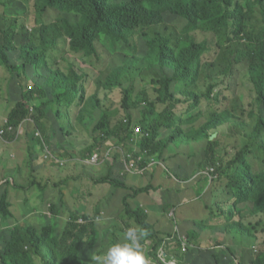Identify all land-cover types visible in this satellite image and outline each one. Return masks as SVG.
Segmentation results:
<instances>
[{
	"label": "trees",
	"instance_id": "1",
	"mask_svg": "<svg viewBox=\"0 0 264 264\" xmlns=\"http://www.w3.org/2000/svg\"><path fill=\"white\" fill-rule=\"evenodd\" d=\"M35 1L41 13L57 10L61 15L58 22L43 25L37 32L41 43H26L18 47L13 41V28L7 29L0 25V67L6 68L11 73L9 93L0 96V102H5V110L9 103L11 105L6 111L4 128L6 130L17 128L27 121L30 127V138L33 139L29 146L31 162H37L40 167V156L35 150L39 148L38 150L42 152L46 151L47 145L53 146L57 141L54 139V130L46 109L49 102L51 104V99L35 106L30 105L28 99L41 98L47 94L46 90H50L53 101L56 102L69 94L77 93L81 88L80 82L84 72L71 67L72 70L66 74L60 70L47 68L48 65L51 67L48 60L49 49L58 39L67 35L71 38V51L87 54V56H98L97 42L102 37L130 46L136 35L160 24L166 16L170 23H184L181 36L177 43L173 44L170 38L157 34L147 41L144 59L151 66L171 70L172 74L161 80L156 100H150L146 90L138 93L129 88L122 89L126 119L119 123L116 129L124 133L122 139L134 141L138 138L137 143L142 151L150 155L157 154L159 155L157 157L163 161L170 159L172 166L177 169V176H180L184 162L179 160L182 155L179 151L165 155L167 149L163 147L171 142L184 151L183 156L196 158L197 172L209 166H213L218 172V168L224 165L221 163L224 155L221 157V154L225 153V149L231 144L240 146L232 159L233 171L228 175V203L231 202V206L222 208L218 204L217 209L210 208V211L217 217L218 215L225 217L223 223L215 226L217 231L224 234V241L232 239L234 233L239 234L241 239L252 237L251 226L264 223V171L261 173L253 171L251 163L246 159L245 150L250 145L256 144L253 136L257 139L261 138L264 131V29L253 30L251 16L255 8L264 10V0ZM70 15L80 16L79 21L72 24L67 17ZM201 23L217 31L224 28L228 32V29L232 27L235 37L227 38V40H241L247 48L243 53L242 61L233 62V67L237 66V69H233L231 73L235 79L239 80L225 87L233 95L229 96L231 103L224 107H215L213 112L210 109L197 110L200 100L205 96L219 101L222 90L219 89L215 94L210 95L212 85H209L202 95L194 91V82L199 76L201 62L208 50L207 42L196 41L191 32ZM15 50L21 53H14ZM133 62L136 63V60ZM128 70V64L111 69L103 80V87L109 90L122 87V78ZM31 81H34L35 86ZM178 81H189L190 90L180 93L184 101L170 91L172 83ZM217 86L219 85H214L213 88ZM239 86L249 87L251 99L246 102H252L253 109L249 115L256 118V125L252 130V127L246 123L233 124L228 134L226 122L243 113L240 110L242 107L232 106L237 100L245 99V93L239 89ZM157 102L166 104L159 113L156 112ZM183 102L187 104L186 114L192 112L193 115L178 116L175 113L174 108ZM97 104L94 96L83 101L76 119L82 121L83 115L88 113V107ZM132 112L139 115L138 123L132 122ZM202 113L205 117L195 121L200 123L198 126L194 123L183 127L184 121L189 117L200 116ZM110 115L108 110H102V118L97 127L108 128L106 121ZM70 122L69 120V124ZM138 126L144 131L142 134L135 132ZM236 126L251 129L245 135L241 145L235 137L240 132L234 130ZM6 130L3 133L7 132ZM170 130L173 133L166 136ZM146 132L150 138L144 137ZM117 136L121 137L119 134ZM229 136L233 143L229 142ZM258 148L264 153V137L260 139ZM62 149L61 144L55 147L54 152H59L56 154L58 157L67 154L62 152ZM215 160L221 161L218 167L214 164ZM6 174L12 175L14 171L9 170ZM15 178L18 180L17 176ZM199 180L203 182L200 184L202 189L206 188L208 179L199 175ZM4 182L12 183L18 189L22 188L11 178H7ZM22 184L25 185L23 189L28 190L27 184ZM24 190L20 191L21 194ZM11 191L0 190V215L2 213L6 218L15 215L11 208L15 202L12 200L11 196L14 195L10 194ZM134 192L138 193L140 189H135ZM126 212L127 217L135 223V228L139 226L149 233L140 241L149 257L151 255L156 257L161 246L170 247L173 234L166 232V236L161 237L153 234L152 230L149 231L152 225L148 222L144 209L128 207ZM101 217L99 209H94L89 215L71 213L63 231L57 229L56 223L47 224L41 229L32 224L16 225L10 230L4 249L0 251V264H36V256L40 258L42 264H94L92 256L103 254L111 244L119 242L123 233L131 227L128 219L125 221V228L115 225V229L111 227L103 232L100 222L105 218ZM187 222L192 223L187 231L188 240L191 244H196L197 234L208 228L200 222L191 220ZM262 229L264 230V225ZM170 251L175 253V250ZM215 258L217 263L222 264L229 255L222 254ZM246 264H264V249L257 251Z\"/></svg>",
	"mask_w": 264,
	"mask_h": 264
},
{
	"label": "rangeland",
	"instance_id": "2",
	"mask_svg": "<svg viewBox=\"0 0 264 264\" xmlns=\"http://www.w3.org/2000/svg\"><path fill=\"white\" fill-rule=\"evenodd\" d=\"M0 4V25L7 29L13 28V41L18 47L26 43H41V38L37 35L39 27L44 23L58 21L61 17L55 10L41 13L35 1L0 0ZM67 17L71 23L78 20L76 15ZM183 24L170 23L165 16L160 24L136 35L130 46L102 37L97 42L98 56L71 51L70 39L67 36L59 39L49 49L48 60L51 67L48 65L47 68L68 74L72 70L71 67H74L84 74L80 82L81 88L75 94H69L54 102L51 91L45 88V96L28 99L32 106L51 99V104L49 102L46 109L57 142L53 146L47 145L46 151L42 152L39 148L35 150L40 156V167L37 162L32 163L29 156L30 141L33 139L30 138L27 121L17 128L6 130L4 118L11 105L9 103L5 110V102H0V190H12L10 194L14 195L11 197L15 201L11 206L15 214L13 217L6 218L2 213L0 215V251L4 249L10 230L16 225L32 224L41 229L47 224L56 223L57 229L63 231L71 213L89 215L94 209H99L101 218H105L100 222L101 229L106 232L111 227L115 229V225L125 228V221L131 219L127 217L128 207H140L146 211L147 220L152 225L148 230H152L153 234L161 237L166 236V232L173 234L170 247L165 248L169 252L175 250L178 264H219L215 261V256L222 254L229 255L222 264H246L257 251L264 249V223L253 224V236L245 239L234 233L232 239L224 241V234L215 229L225 217L218 215L221 218L217 220L210 208H215L218 204L226 206L229 200L227 182L228 175L233 171L231 163L227 168H218V174H212L206 169L197 172L196 158L183 156L184 151L171 142L163 147L167 149L165 155L179 151L182 154L179 160L184 162L183 170L181 169L180 176H177V169L172 166L170 159L163 161L157 154L150 155L142 151L135 140L122 139L124 133L116 129L118 124L126 119L122 89L129 88L138 93L146 90L149 99L156 100L161 80L172 74L171 70L151 66L144 59L147 41L160 34L176 44L182 34ZM252 25L257 31L264 29V10L256 9L252 16ZM233 31L232 27L228 32L224 28L217 31L203 23L191 31L196 41L204 39L208 46L201 62L199 76L194 82V91L202 95L209 85H212V89L214 85H219L214 87V94L219 89L222 90L219 101L203 96L197 110L210 109L213 112L215 107H224L231 103L229 96L233 95L225 87L239 80L231 73L233 69H237V66L233 67V62L242 61L243 53L247 49L241 40H227L235 37ZM14 53L21 52L15 50ZM125 64L129 65V70L122 78V87L105 89L103 80L107 73ZM10 77L11 73L0 67L1 97L9 93ZM31 82L35 84L34 81ZM43 86L45 87V84ZM239 89L246 93L245 99L237 100L232 106L242 107L240 110L245 112L250 109L246 102L250 100V91L248 87L243 86H239ZM184 90L190 88L176 82L170 87V91L180 97L181 101H184V97L180 93ZM92 96L98 104L89 106L83 120H77L81 104ZM165 106L166 104L157 102L156 112H161ZM186 107L187 104L183 102L177 105L174 111L178 116L192 114H186ZM102 110L111 113L106 121L108 128L104 129L97 127L102 118ZM131 114L132 122L138 123L139 115L136 112ZM204 117L203 113L200 116H191L184 121L183 127L194 123L198 126L200 123L195 121ZM252 122L248 124L251 127ZM243 123L245 122L241 117H234L228 123V134L233 124ZM5 130L7 132L3 133ZM234 130L240 131L235 137L241 145L251 129L236 126ZM172 133L170 130L166 136ZM229 142H232L230 136ZM60 144L63 147L62 152L67 153L63 157H58L56 154L59 152H54L55 147ZM238 147L240 146L233 144L228 146L225 153L221 154V157L224 155L222 162L215 160L214 164L218 167L220 161L223 165L236 155ZM251 164L255 173L264 171V167L255 166L252 161ZM9 170H13L14 174H6ZM20 174L24 176L19 178ZM199 175L209 181L204 189L200 186L203 182L199 180ZM27 176L29 180L26 182ZM7 178H11L22 188L18 189L12 183L4 182ZM22 183L27 184L28 190L23 189L25 185ZM135 189H140V192L135 193ZM21 190H24L22 194ZM3 193L4 191L1 195ZM129 220V228H135V223ZM189 220L200 222L208 228L197 234L196 244H191L187 238V231L192 225L187 222ZM150 258L152 262L156 260L155 255ZM35 262L42 264L38 256L35 257ZM156 264L159 262L156 261Z\"/></svg>",
	"mask_w": 264,
	"mask_h": 264
},
{
	"label": "clouds",
	"instance_id": "3",
	"mask_svg": "<svg viewBox=\"0 0 264 264\" xmlns=\"http://www.w3.org/2000/svg\"><path fill=\"white\" fill-rule=\"evenodd\" d=\"M27 1L32 2L35 0H27ZM35 4L37 5L36 1H35ZM0 6H2V5L0 4ZM50 11L51 10H49V12ZM255 11H256V8H255ZM55 12L59 13V11H57V10H55ZM79 19H80V16H78V20L76 22H78ZM55 22H58V21H55ZM55 22L44 23L43 25L52 24ZM76 22H74V23H76ZM74 23H72V24H74ZM251 23H252V16H251ZM41 27H39V30L41 29ZM252 28H253V30H255L253 25H252ZM64 36H67V35H64ZM67 37L69 39H71L69 36H67ZM201 41H204V39ZM69 43H70V41H69ZM189 81H191V79ZM189 81H187V82L178 81L176 83L184 85L185 87H189ZM34 86H35V84H34ZM213 94H214V88L212 89L210 95H213ZM245 95H246V93H245ZM250 99H251V94H250ZM248 105L250 106V109L245 110V112L243 111V113L237 117H241V120H243L247 124H249L251 121H253L252 122V130H253L255 125H256V118L249 115V112L253 109L252 102L251 103L248 102ZM232 120H233V118H232ZM232 120L226 122V124L228 125V123L231 122ZM144 137L150 138V136L147 132H146ZM263 137H264V131L261 135V138H263ZM261 138L257 139L255 136H253V139L256 141V144L250 145V147L245 150L246 159L250 163L252 161L255 164V166H258V167H264V153L261 150H259V148H258V143H259ZM135 141L137 142V140H135ZM233 157L234 156H232L228 161L224 162L223 168H227L229 163H231V165H232ZM231 168H233V167L231 166ZM252 168H253V166H252ZM206 170L208 172H212V174H218V172H216V170L213 166L207 167ZM221 206H222V208H227V207L231 206V202L228 203V201H227L226 206L225 205H221ZM217 208H218V206L215 207L214 209H217ZM215 217L217 218V220H218V218H221V217H217V216H215ZM224 221H225V219L223 218V220H220L219 222L223 223ZM219 222H217V223H219ZM217 225H219V224H217ZM148 234L149 233L142 228H129L128 230H126L123 233L121 240L119 242L111 244L103 254L93 255L91 259L94 262V264H156V261H158L159 264H178V263H176L177 257L172 252H169L165 248L166 246H161V248L158 249L156 260L154 262H152L151 258L147 255L143 245L140 242L146 236H148ZM184 243H186V241H184ZM166 256H168V258H165Z\"/></svg>",
	"mask_w": 264,
	"mask_h": 264
},
{
	"label": "built area",
	"instance_id": "4",
	"mask_svg": "<svg viewBox=\"0 0 264 264\" xmlns=\"http://www.w3.org/2000/svg\"><path fill=\"white\" fill-rule=\"evenodd\" d=\"M135 132L136 133H143V130L141 129V127L138 126L135 128Z\"/></svg>",
	"mask_w": 264,
	"mask_h": 264
},
{
	"label": "crops",
	"instance_id": "5",
	"mask_svg": "<svg viewBox=\"0 0 264 264\" xmlns=\"http://www.w3.org/2000/svg\"><path fill=\"white\" fill-rule=\"evenodd\" d=\"M23 176H24L23 174H20V175H19V178H20V177H23ZM27 177H28V176H27ZM27 177H26V178H27ZM28 180H29V179H27V181H28ZM218 235H220V233H218Z\"/></svg>",
	"mask_w": 264,
	"mask_h": 264
}]
</instances>
